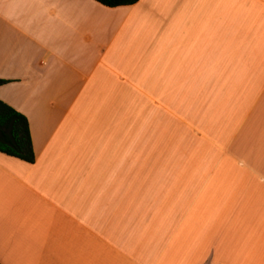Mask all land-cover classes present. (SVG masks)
<instances>
[{"label": "crops", "instance_id": "obj_1", "mask_svg": "<svg viewBox=\"0 0 264 264\" xmlns=\"http://www.w3.org/2000/svg\"><path fill=\"white\" fill-rule=\"evenodd\" d=\"M1 264H264V0H0Z\"/></svg>", "mask_w": 264, "mask_h": 264}, {"label": "trees", "instance_id": "obj_2", "mask_svg": "<svg viewBox=\"0 0 264 264\" xmlns=\"http://www.w3.org/2000/svg\"><path fill=\"white\" fill-rule=\"evenodd\" d=\"M107 7L133 5L138 0H95ZM6 80H0V85ZM0 153L33 163L32 146L27 118L13 107L0 100ZM1 264V263H0Z\"/></svg>", "mask_w": 264, "mask_h": 264}]
</instances>
